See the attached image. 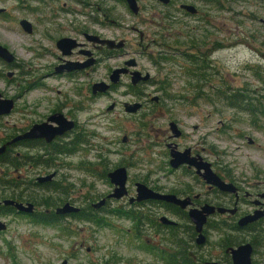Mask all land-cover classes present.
<instances>
[{
  "label": "rangeland",
  "instance_id": "obj_1",
  "mask_svg": "<svg viewBox=\"0 0 264 264\" xmlns=\"http://www.w3.org/2000/svg\"><path fill=\"white\" fill-rule=\"evenodd\" d=\"M137 3L139 11L134 14L124 0H0V44L18 63L15 66L0 59V92L18 97L10 114L0 119V139L26 130L34 121L45 120L55 108L78 125L70 131L71 138L59 137L58 145L73 143L66 145L71 147L69 152L53 155L51 167L23 168L19 176L1 170L0 178L10 180L18 176V181L29 183L37 176L56 171L54 182L66 190V198L49 209L68 201L92 213L91 220L83 217L42 220L41 214L49 216L51 210L40 205H36L37 215L33 216L0 213V221L6 225L0 230V264H60L63 260L67 264H175L170 254L176 249L169 244V237L165 235L167 241L159 240L157 229L153 228L138 232L136 221L126 214L132 209L150 213V204L135 207L125 199H110L100 209L91 206L112 192L114 186L107 172L119 166L127 169L126 188L131 193H135L136 182L146 185L153 182L175 189L182 183L195 185L190 171L168 169L169 157L162 137L170 120L177 121L185 133L178 141L180 147H193L234 171H245L248 161L264 169V116L251 118L246 111L222 106L214 100L195 99L193 86L187 83L194 82L189 73L193 66L186 55L191 53L187 47L190 41L198 42L199 33L208 34L212 31L210 24L216 22L218 36L229 33L233 41L239 39L241 44L216 49L208 56L215 77L207 84L205 93L211 95L209 87L223 81L234 90L245 87L253 103L261 99L264 24L259 19H264V0H217L215 5L211 0H171L168 4L137 0ZM181 3L193 4L197 14L185 13L179 8ZM23 18L32 23V33L20 26ZM77 29L105 38L124 39L121 56L105 57L87 72L49 74L53 65L60 62L56 40L69 35L83 41ZM162 41L180 44L174 45L180 55L161 62L158 59L155 66L142 48L148 46L145 49L156 54ZM186 49L189 51L185 52ZM128 58H135L137 69L147 70L154 80H165L166 92L172 98L151 101L153 96L160 95L154 83L139 85L136 92H129L126 85L130 79L126 76L116 89L93 95L91 85L100 80L108 82L106 73ZM255 71L261 78L255 76ZM12 73L13 80L8 77ZM124 102H141L142 107L136 113H128ZM261 103L264 107V101ZM110 105L114 107L109 109ZM15 152L35 155L42 150L16 147ZM13 192L21 195L34 192L37 200H43L39 195L45 191L30 184L29 190L0 186V201ZM55 197L53 193L51 201ZM158 214L161 213H152L153 220ZM210 239H218V234L210 232Z\"/></svg>",
  "mask_w": 264,
  "mask_h": 264
},
{
  "label": "flooded vegetation",
  "instance_id": "obj_2",
  "mask_svg": "<svg viewBox=\"0 0 264 264\" xmlns=\"http://www.w3.org/2000/svg\"><path fill=\"white\" fill-rule=\"evenodd\" d=\"M211 3L215 5L217 3V0H211ZM213 9L216 10L217 8L213 7ZM218 9L222 10V7H219ZM259 21L264 24V19H259ZM216 24H217L216 22L210 24L212 31H209L208 34H206L205 32L199 33L198 35L199 38L197 39L198 42L196 41L197 47L195 49L193 48L194 51L198 52L196 53L197 57L200 58L201 52L199 51L203 52L202 56L209 58L208 56H210L212 52L216 51V49L227 48V47H231L232 45L241 44L239 39H235L233 41L229 33L218 36L216 30ZM77 30L80 32L79 34L82 35L84 39L83 41H80L76 37H72L69 35H63L58 38L60 39L64 37L66 38L69 37L76 40L77 46L72 48L69 54H63L62 50L56 46V42L58 39L56 40L55 46L60 51L61 54V57H59L60 62H58L56 65H53V70L50 71L49 74L83 73V72H87L88 70H93L94 68H96L102 62V59H104L105 57L112 58V57L121 56L122 53L120 52V50L123 49L124 47L121 49L108 48V46H106L105 44H100L98 42H92L88 40L85 36V34L88 33L86 32V30L84 29H77ZM236 33H239L238 30H236ZM93 35H98V34L93 33ZM98 36L100 38H105V37H101L100 35ZM174 45L180 47V44H174ZM174 45L162 41V43L159 44V46H161L162 48H160L156 54L154 51L145 49L148 48V46L141 48H142V52L148 55L150 60L156 66L158 63V59H160L161 57L162 58L168 57V59H170L180 55V50L176 49ZM187 47H190V45H188ZM191 49L192 48H190L189 50ZM189 50L186 49L185 52ZM204 51H206L208 55ZM0 59L6 62L2 58ZM88 59L93 60V63L91 65L89 66L78 65V64L83 65V63H85ZM126 60L124 59L121 65L116 66L113 69L124 66ZM6 63L18 66V63L15 61V57L12 62H6ZM113 69H111L109 72L106 73L108 82ZM133 69L138 70L137 61L135 68H129L128 72ZM139 71L141 73L148 72L147 70L144 72L141 70ZM123 76L129 77L130 79L129 73L122 75L121 78ZM8 77L9 79L13 80L15 74L14 73H12V75L8 74ZM214 77L215 76L212 75L211 80ZM121 78L117 84L111 85L107 92L116 89V87L119 84H121ZM101 81L106 82V80H100L94 83ZM210 81L209 82L206 81L204 83L205 86L203 87V91L198 95V97H210L211 95L213 96L212 93L209 96L208 94L205 93L206 86L208 83L210 85ZM11 83L12 81H9V84ZM146 83L147 84L154 83L156 87L155 91H158L160 93V95L157 96L158 99L164 98L165 93L163 92L162 87H160L159 81L154 80L153 77H151V75H150V79L146 82L143 83L139 82L137 85H132L130 82L126 86L129 92H136L137 89L139 88V85ZM92 85H91V92H92ZM213 87L214 86H211L209 88L211 89ZM147 95L148 93L144 97H146ZM0 97L2 99H12L14 105L16 99L18 98V97H7L2 92H0ZM260 98L261 99L256 100L255 103H253L254 99L252 100V104L255 106L252 107L251 110L250 109L244 110L251 115V118L258 115L264 116V107L261 103V101H264V94H260ZM10 112L7 114H1L0 119H3L4 117L8 116ZM57 114H62V116L65 119L74 121V127L71 130L66 131L63 135L56 136L51 142H46V140L43 138H36V139L18 140L12 144H7L17 135L26 132L34 124H41L44 122H48V124L51 126H57V123L55 121H48L49 117L51 116L57 117L56 116ZM171 121H175V120H170L168 122V129L165 130V134L162 137V140L166 147V155L169 157L167 162L168 169L171 172H176L180 170L190 171L193 175L195 185H190V183H182L180 184V188L175 189L168 186L166 187V186L156 185L155 183L152 182L150 185H146V186H148L149 188H151L156 192L175 194L178 197H180V199L187 198L189 200L188 205L185 208H181L175 204H171L151 198L139 202L130 201V199L136 196V192L131 193L127 188H126L127 189L126 195L116 200L125 199L127 200L128 205L135 207L140 205L141 207H143L145 203L151 205V209L149 210L150 213L134 211L133 209H132L133 211L131 210L130 213L132 214L133 219L136 221L138 232L140 231L143 232L145 228H148L149 230H151L150 228H153L154 230L157 229L155 234L159 240L167 241L168 239L166 240L165 235L169 237V244L176 249L173 255L170 254V256L172 257L171 259L175 264H207L209 262H213L216 264H264V169H261L260 166H258L256 163L248 161L246 165L247 169L245 171H234L233 168L229 167V165L223 166L219 161L210 160L207 158V156L205 157L201 155L200 153L196 152L193 147H180L178 141L184 137L185 133L180 128V124L177 121H175L178 127L180 128L181 133L176 138L172 137V132L169 129V123ZM221 124H224L225 127L228 126L227 124L223 123V121L221 122ZM77 126L78 125L76 120H73L70 116L64 114L63 111L60 110L59 108H55L52 110L51 114L45 118V120L34 121L32 124H30V126L26 130L25 129L24 130L22 129V131L20 130V133L7 134L4 138L2 137V140L0 139V146L6 145L4 152L0 154V171L8 170V172L12 174L15 173L19 176L20 169L34 166L33 163L36 162V160L33 159V161H31V158L26 157L25 153L23 154L21 152L14 153L16 147L31 148V149L38 148L42 150L41 153L42 155L38 157L37 160H39V163L36 164V166L45 167V165H42L41 162L44 163L47 161L51 165L50 160L53 158V155L56 156L58 154L66 153L67 151L53 154L50 152L48 153L47 151H45V149L53 148V147L54 148L65 147L64 149L70 150L66 145L73 143V141H69L68 143H64L63 145H58L60 144L59 141H61L59 140L60 139L59 137L68 135V138H71L70 134L73 130H75ZM250 141L252 142L251 139ZM30 142L36 143L37 146H32V147L27 146V144ZM169 143L176 144L177 149L180 151L186 148H190V154H191L190 156H200L204 161L210 163L211 169L219 176V178L223 182L229 184V186L226 188H219L218 186L206 183V181L203 180L196 173L195 168L192 166L190 167L185 164H182L177 168H173L172 166H170L169 163L170 148L168 147ZM12 160L17 161L16 164L17 166H15V164L9 165V163H11L9 161ZM52 172H55V176L57 175L56 171H52ZM46 175L47 174L40 176H46ZM18 176H16L17 178L13 177V179L18 180L19 179ZM54 177L51 181L48 182L37 183L36 178L33 182L36 183L37 185H43L54 182ZM3 179L8 180V178H0V181H2ZM25 183L26 182L19 181L18 188H25ZM14 189L17 190V188ZM25 189L28 190V188ZM14 194L19 195L21 193L13 192V195ZM4 199H12L14 201L22 202V203L30 202V201H24L10 197L3 198L1 201H3ZM110 199H115V198L107 199L106 203ZM64 203H66V201L63 202L60 206H62ZM36 205L37 204H34V208L31 213H23L17 211V209L13 205H4L3 203H0V213H4V212L19 213V214H24V215L26 214L29 216L31 215L33 216V215H37L35 211ZM57 207H55L53 210L46 208L51 210L49 212L48 210H46L49 215L48 217L52 219L60 220V219H67L68 217H77L83 212H88L85 211L84 208L79 207L80 210L77 213L59 214L55 212V209ZM209 207H213L214 210L211 213L206 214V220L202 226V231H201L203 236L202 238L203 241L198 242V232H196L195 225L191 222L189 218V210L200 211L203 210L204 208H209ZM219 208L223 209V211H220ZM158 211L161 213L160 216L158 214L159 217L157 218L155 217L156 219L153 220L152 213ZM162 216L174 220L176 224L170 225V224L162 223L160 220ZM184 221H186L185 224ZM152 224H156L159 227L158 228L153 227ZM212 231L218 234V239L214 241H211L210 239V232ZM166 249L167 248H165V251ZM167 262H168V256H167Z\"/></svg>",
  "mask_w": 264,
  "mask_h": 264
},
{
  "label": "water",
  "instance_id": "obj_3",
  "mask_svg": "<svg viewBox=\"0 0 264 264\" xmlns=\"http://www.w3.org/2000/svg\"><path fill=\"white\" fill-rule=\"evenodd\" d=\"M127 4L129 10L132 13L137 14L139 11V6L137 0H124ZM163 4H168L170 0H159ZM179 8L184 10L189 14H196L197 9L193 4L189 3H182L179 5ZM20 26L24 31L27 33H32L33 26L30 21L23 18L19 21ZM86 38L92 42H98L100 44H105L108 48L111 49H121L125 45L124 39L115 40L109 38H100L98 35H93L90 33L85 34ZM56 46L62 50L63 54H69L70 50L77 46V42L73 38L64 37L60 38L56 42ZM0 58L5 60L6 62H12L14 60V55L3 45L0 44ZM93 63L92 59H88L85 63L78 64L79 66H89ZM75 66V65H74ZM73 66V67H74ZM78 66V67H79ZM136 60L135 58H131L126 60L124 66L118 67L113 69L109 83L108 82H97L92 85V94L97 93H105L109 90L111 85H115L120 81L122 75L129 73L130 74V82L132 85H137L139 82H146L150 79V74L148 72L141 73L139 70L133 69L128 72L129 68H135ZM72 68V67H71ZM58 71V69H57ZM151 101L157 102L158 97L153 96ZM14 106V102L12 99H2L0 97V115L9 113ZM124 110L128 113H136L138 110L141 109L142 103L141 102H124L123 103ZM114 105H110L109 109H112ZM55 116H51L48 118V121H55L57 126H51L48 122H44L41 124H34L32 125L26 132L23 134L17 135L12 140H10L7 144H12L18 140H27V139H36V138H43L46 142H51L56 136L63 135L66 131L71 130L74 127V121L65 119L62 114H57ZM169 129L172 132V137L176 138L180 135L181 130L178 127L175 121H171L169 123ZM125 140V137L123 138ZM168 147L170 148V159L169 163L170 166L173 168H177L182 164L192 166L195 168L196 173L206 181V183L218 186L219 188H226L229 184L223 182L219 176L211 169L210 163L204 161L200 156H190V148H186L182 151L177 149L176 144L169 143ZM6 145L0 146V154L4 152ZM55 176V172H51L46 176H40L36 178L37 183L48 182L53 179ZM107 177L109 181L113 184L114 188L111 193L102 197L99 201L92 203L91 206L94 209H100L102 206L105 205L106 200L109 198L119 199L126 195V181H127V169L124 166H119L114 168L113 170L107 173ZM135 192L136 196L130 201H143L146 199H157L167 203L175 204L181 208H185L189 200L187 198L180 199L175 194L171 193H160L152 190L146 184L142 182L135 183ZM0 203L4 205H13L17 211L23 213H31L34 208V204L31 202L22 203L17 202L12 199H4ZM80 210L79 207L74 206L68 202L64 203L62 206L57 207L55 209L56 213L59 214H66V213H77ZM214 210L213 207L204 208L203 210H189V218L191 222L195 225V230L198 232V242L203 241L202 236V226L206 220V214L211 213ZM220 211L223 209L219 208ZM162 223L175 225L176 222L172 219H169L165 216L160 218ZM6 225L0 221V230L5 229ZM236 260V259H234ZM60 264H67L66 260H63ZM207 264H216L213 262H209Z\"/></svg>",
  "mask_w": 264,
  "mask_h": 264
},
{
  "label": "trees",
  "instance_id": "obj_4",
  "mask_svg": "<svg viewBox=\"0 0 264 264\" xmlns=\"http://www.w3.org/2000/svg\"><path fill=\"white\" fill-rule=\"evenodd\" d=\"M171 16V15H168ZM197 42L196 40H191L190 41V48L191 49V53L186 54L187 55V61L193 66V68L189 71V73H191V78L192 80H194V82H187L188 84H191L193 86V90H194V98L197 99L199 98L198 95L203 91V87L205 86V82L206 81H210L211 80V76L213 75L212 73V66L210 65V62H208V58H206L205 56H202V52L200 53V58L196 56L195 51L193 50V48L195 49ZM192 46V47H191ZM161 60H168V57H161L159 59V62H161ZM255 76H259L261 78V75H259V73L257 71H255ZM263 83H264V78L262 79ZM160 83V87H162L164 94V98L165 99H171L172 97L168 96V94H166L167 91V85L165 80H162ZM210 89V88H209ZM212 90V94L213 97H205L207 100H209L210 102H212V100L218 103H222V106L225 107H230V108H234L237 110H247L250 109L252 107H254L255 105L252 104V100L253 98L250 96L249 92H247V89H245V87L239 88V89H231L227 83L220 81L216 84H214V87L211 88ZM175 99H180V97H176ZM211 99V100H210ZM27 146H37L36 143H28ZM65 148V147H64ZM64 148H46L45 151H47L48 153H53V154H57L63 151H67L69 152L71 150V147H68L70 150L64 149ZM38 149V148H37ZM40 150V149H38ZM26 157L31 158V161H33V159L36 160V162L33 163V165H36L39 163L38 157H40L42 154H38L36 153L35 155H29L28 153H25ZM11 163H9V165L15 164V166H17V161H9ZM42 165L45 166H50L49 162H44L42 163ZM1 182V185L3 189L7 188H18L19 187V181L17 179H10V180H5L3 179ZM29 184L30 185H37L36 183H34L33 181H30L29 183H25V188H28L29 190ZM37 188H40L42 190H44L45 192H43V195H39L40 197H43V200H37L36 197L37 195L34 192L25 194V195H12L9 196L10 198H16L19 200H24V201H32L34 204L37 205H42L45 206L47 208L51 207V205L56 204L55 202L57 201H62L65 200L66 198V190L60 189L59 185H57L55 182H51V183H47V184H43V185H37ZM55 193L57 195V197H55L56 199L51 201V195ZM62 194H65V197L62 198ZM127 215H129L130 217L133 218L131 213H127ZM90 215L92 216L91 212H83L80 215H78L77 217H83L85 219H90ZM42 220H54L50 217H48L46 214L42 213L41 214ZM54 218V217H53ZM56 220V219H55Z\"/></svg>",
  "mask_w": 264,
  "mask_h": 264
}]
</instances>
